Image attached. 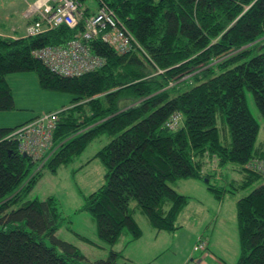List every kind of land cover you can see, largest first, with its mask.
I'll use <instances>...</instances> for the list:
<instances>
[{
  "label": "trees",
  "instance_id": "trees-1",
  "mask_svg": "<svg viewBox=\"0 0 264 264\" xmlns=\"http://www.w3.org/2000/svg\"><path fill=\"white\" fill-rule=\"evenodd\" d=\"M93 2L113 12L128 45L121 54L100 35L89 40L102 63L78 77L50 72L31 52L72 40L93 13L89 7L74 28L0 36V112L14 109L6 82L13 73L34 72L43 89L72 96L58 114L46 160L22 156L7 138L26 122L0 128V264H122V252L112 247L124 231L131 241L141 236L130 201L154 230L173 233L189 198L170 183L198 180L220 200L264 179L258 123L245 99L248 90L264 118V0ZM218 116L229 143L220 138ZM102 135L110 140L93 159L105 169L104 183L82 197L77 211L92 218L111 249L90 263L57 238L65 219L55 197L30 194L44 173L56 174ZM235 211V264H264V183L237 198Z\"/></svg>",
  "mask_w": 264,
  "mask_h": 264
},
{
  "label": "rangeland",
  "instance_id": "rangeland-1",
  "mask_svg": "<svg viewBox=\"0 0 264 264\" xmlns=\"http://www.w3.org/2000/svg\"><path fill=\"white\" fill-rule=\"evenodd\" d=\"M8 1L11 0H0V11ZM84 2L90 4L92 9L96 8V3L93 0H84ZM35 7V4H29L28 8L33 9ZM6 82L11 89L14 109L0 112V128H13L41 113L59 110L67 106L72 98L67 93L46 90L40 87L34 72L6 75ZM245 99L251 115L258 123V134L255 144L256 146H262L264 149V118L260 115L253 96L248 90H245ZM217 128L221 140L223 141L224 136H226V141L229 143L228 131L219 116L217 117ZM109 140L110 138L106 135L93 139L70 164L60 166L56 174L44 173L43 178L30 194L31 198L36 197L39 199L47 196L55 197L59 203L61 215L65 219L62 227L56 233L57 238L77 247L90 263L106 259L111 247L98 239L96 224L92 218L87 213L78 212L77 210L83 204L82 197L89 195L104 183L105 169L98 159H93V156ZM178 182L170 183L169 185L178 193H192L181 183L182 181ZM262 183H264V179L255 181L243 191H234V194L227 192L225 194L226 204L231 203L234 198L237 199L247 195ZM211 184H215V182L211 180ZM129 207L134 210L133 218L142 232L137 241H131L130 235L124 231L117 243L112 247L113 250L125 251L131 258L132 262L128 263L120 259L119 262H123L122 264H144L146 262L149 264H160L167 262L168 259L174 264H180L183 256H185L183 263L191 264L193 261V264H198L201 259L199 258L200 255L206 256L208 252L193 251V246L196 242L193 237L196 231H200L198 234L203 235L207 239L209 253H214L217 258L219 257L220 252L213 249L210 241H208L210 232L204 231L207 230L208 220L200 224L198 218L195 217L193 220H189L182 231L175 233V235L160 231L159 237L155 240L150 231L152 228L148 224L146 217L136 207L135 201H130ZM223 215L226 218L230 216L227 222V230L230 236L228 241L221 240L220 244L225 246L230 253H228L229 257L227 259L232 260H229V263L235 264L239 252L235 204H231V209H225ZM80 236L88 241H83ZM191 252L194 253L193 256L189 254ZM190 258L194 259L190 261ZM203 264L205 263L203 262Z\"/></svg>",
  "mask_w": 264,
  "mask_h": 264
},
{
  "label": "built area",
  "instance_id": "built-area-1",
  "mask_svg": "<svg viewBox=\"0 0 264 264\" xmlns=\"http://www.w3.org/2000/svg\"><path fill=\"white\" fill-rule=\"evenodd\" d=\"M43 2L33 9L36 21L28 25L26 34L33 36L60 25L76 27L82 19L81 4L78 0H52ZM83 30L72 40L61 46H46L31 52L50 72L64 77H78L98 68L102 60L90 52L88 42L100 35L103 42L113 46L119 53L127 49V37L113 12L104 5L84 18ZM60 110L41 113L34 119L12 131L7 138L18 143L20 153L33 161L47 159L53 148V133ZM206 240L198 237L193 250L204 251Z\"/></svg>",
  "mask_w": 264,
  "mask_h": 264
},
{
  "label": "crops",
  "instance_id": "crops-1",
  "mask_svg": "<svg viewBox=\"0 0 264 264\" xmlns=\"http://www.w3.org/2000/svg\"><path fill=\"white\" fill-rule=\"evenodd\" d=\"M40 1H42L40 4H42L44 1L47 2L48 0H11L5 3L4 7L0 11V36H6L12 38L25 36L26 26L30 22H32L35 18V15L33 14L34 12L26 15L27 13L26 10L29 7V4H35V6H39ZM83 4L89 7L91 12L95 11V9H92V6L90 4H86V2H84ZM180 181H182L181 183L184 186H186V188H188V190H190V192L192 193L185 194L179 192L180 194L187 196L189 198V201L185 206V208H183L182 211L177 216L176 219L177 229L173 233H169V235H175V233L185 229V226L186 224H188L189 220L190 219L193 220L195 217L198 218L200 224H203L206 220H208L207 230L204 231L210 232L208 241H210L213 249L218 250L220 252V255L217 258L214 253H209V250L207 248L208 254L206 256L200 255L199 258L201 259L198 261V264H203V262L205 264H230L229 260L231 261L232 259L229 260L227 259L230 253L228 252L225 246H222L220 244V241L229 240L230 235L227 230V222L230 216L226 218L223 215V211L228 208L231 209V204H235L236 198H234V200H232L231 203L226 204L225 196L220 200H216L206 190L205 186L200 181L195 179L179 180V182ZM210 226L212 227L210 228ZM150 231L154 239L156 240L160 235L159 234L160 231L158 232L153 228ZM199 232L200 231L194 232L195 233L193 237L194 241L199 236L198 234ZM121 252L124 257V262L127 263L132 262L131 258L125 253V251L122 250ZM189 254H191L192 256L194 255V253L192 252ZM193 259L194 258H190V261H192ZM183 261H185V256H183V258L181 257L180 264L186 263V262L183 263ZM144 264H149V263L146 262ZM160 264H174V263L170 261V259H168L167 262L165 263L163 262ZM191 264H193V261L191 262Z\"/></svg>",
  "mask_w": 264,
  "mask_h": 264
},
{
  "label": "bare ground",
  "instance_id": "bare-ground-1",
  "mask_svg": "<svg viewBox=\"0 0 264 264\" xmlns=\"http://www.w3.org/2000/svg\"><path fill=\"white\" fill-rule=\"evenodd\" d=\"M41 2H42V1H40L39 4H40ZM124 26H125V25H124ZM125 30H126V29H125ZM127 32H128V31H127ZM129 45H131V43H130ZM133 45H134V44H133ZM88 46H89V45H88ZM135 46H136V45H135ZM132 47H134V46H132ZM130 48H131V47H130ZM123 53H124V52H123ZM121 54H122V53H121ZM177 118H178V117H177ZM181 118H182V117H181ZM181 118H180V119H181ZM170 120H171V119H170ZM181 120H182V119H181ZM179 123H180V121H179ZM178 126H179V125H178ZM176 128H178V127L176 126ZM173 129H174V128H173Z\"/></svg>",
  "mask_w": 264,
  "mask_h": 264
},
{
  "label": "water",
  "instance_id": "water-1",
  "mask_svg": "<svg viewBox=\"0 0 264 264\" xmlns=\"http://www.w3.org/2000/svg\"><path fill=\"white\" fill-rule=\"evenodd\" d=\"M22 156H25V154L23 153Z\"/></svg>",
  "mask_w": 264,
  "mask_h": 264
}]
</instances>
